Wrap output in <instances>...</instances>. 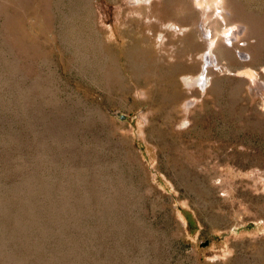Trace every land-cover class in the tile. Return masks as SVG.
Returning <instances> with one entry per match:
<instances>
[{
  "label": "rangeland",
  "instance_id": "rangeland-1",
  "mask_svg": "<svg viewBox=\"0 0 264 264\" xmlns=\"http://www.w3.org/2000/svg\"><path fill=\"white\" fill-rule=\"evenodd\" d=\"M0 264H264V0H0Z\"/></svg>",
  "mask_w": 264,
  "mask_h": 264
},
{
  "label": "bare ground",
  "instance_id": "bare-ground-1",
  "mask_svg": "<svg viewBox=\"0 0 264 264\" xmlns=\"http://www.w3.org/2000/svg\"><path fill=\"white\" fill-rule=\"evenodd\" d=\"M216 1V0H215ZM218 1V0H217ZM201 3V2H200ZM206 5V4H205ZM222 18V17H221ZM225 32V30H224ZM225 34V33H224ZM227 37H231L232 35H234V32H229V33H226L225 34ZM229 39V38H228ZM215 59V56L214 54L212 53L211 50H209L207 52V55H206V61H205V66L203 67V71L201 72V80H203V78L205 77V73H206V65H208V63H210L211 61H214Z\"/></svg>",
  "mask_w": 264,
  "mask_h": 264
}]
</instances>
